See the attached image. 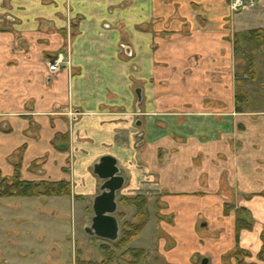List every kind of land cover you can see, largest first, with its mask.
Masks as SVG:
<instances>
[{
	"label": "crops",
	"instance_id": "obj_1",
	"mask_svg": "<svg viewBox=\"0 0 264 264\" xmlns=\"http://www.w3.org/2000/svg\"><path fill=\"white\" fill-rule=\"evenodd\" d=\"M229 5L0 0V182L69 185V194L0 196L1 245L29 235L40 251L52 219L91 217L101 186L93 165L109 155L125 178L120 196L146 186L166 204L140 247L160 232L157 247L173 264L194 263L195 252L236 264L235 249L249 254L246 264H264V109L247 99L235 109L236 61L247 53L233 46L235 35L264 29V0L239 12ZM61 52L51 73L47 59ZM237 219L249 227L236 238ZM146 228L152 221L140 236Z\"/></svg>",
	"mask_w": 264,
	"mask_h": 264
},
{
	"label": "rangeland",
	"instance_id": "obj_2",
	"mask_svg": "<svg viewBox=\"0 0 264 264\" xmlns=\"http://www.w3.org/2000/svg\"><path fill=\"white\" fill-rule=\"evenodd\" d=\"M133 46L137 47V45ZM262 48L264 49V45L262 47H252L247 54L239 55L236 61V78L244 80L241 90L245 92V97L250 101L249 107L251 110L264 109V58L259 61L255 60L257 53L264 51ZM127 51L130 50L128 49ZM46 52L48 53V51ZM135 52H137V48ZM48 56L50 55H46L45 58ZM136 56L133 54L128 61L131 63V81L134 83L132 85L134 86V100H137L139 96L137 89L138 64L135 62ZM254 63H257V67H259L257 74L256 71L254 72ZM206 105H208L207 102ZM244 108H246L245 104H243ZM219 111L220 109H218V104L216 103L210 109V115L212 117H218ZM140 138L143 140V136ZM161 154L160 150L158 155L161 156ZM11 179L3 180V182L7 183ZM137 191L139 193L136 192L133 196H126V198L131 199L139 195L145 197L144 210L147 211L149 218L150 216L152 217V222L159 221L161 219L159 213L163 210L162 208L166 207V204L161 202L157 198L158 196L156 197L154 194L147 193L153 191L151 188L144 186ZM119 198L117 197L116 199L117 209L114 213L119 226L118 238L121 237L122 231L127 227L128 223H137L142 219V216L137 214V209L134 204L122 202ZM154 213H156L155 218L153 216ZM50 223V235L45 238V244L39 247L40 251L33 244H28L30 242L29 235L19 239L10 246L0 244V264H100L104 255L108 252L114 254L112 264H173L171 262L172 255L170 256L168 252H164L157 247L158 237L161 235L160 232L155 233L156 238L153 239V243L149 246H144L143 252L138 251L139 245H141L139 244L140 242H143L144 245L145 242L148 243L151 240L150 238L154 233V227L150 230L146 228L147 230L140 236L141 231L137 239L135 238L136 240L133 239L122 247H115L108 240L85 232V228L91 223L90 217L83 219L81 222L80 219L76 221L74 215L69 213L68 217L59 218V220L58 218L55 220L52 219ZM0 239H2L1 236ZM102 248H104L105 252H103ZM41 249L45 250L41 251ZM194 256L196 259L194 263L191 260L192 264H200V259L203 258V254L195 252ZM234 257L236 256L234 255Z\"/></svg>",
	"mask_w": 264,
	"mask_h": 264
},
{
	"label": "trees",
	"instance_id": "obj_3",
	"mask_svg": "<svg viewBox=\"0 0 264 264\" xmlns=\"http://www.w3.org/2000/svg\"><path fill=\"white\" fill-rule=\"evenodd\" d=\"M259 45L262 47L264 45V29L249 30L240 34L235 35L233 40L234 52L236 56L241 54V52L248 53L251 46ZM244 83V80L235 79L236 91H235V109L237 112H242L243 107L242 103L246 101L245 92L241 90V86ZM60 194H69V185L65 181H60L56 183L50 182H27L21 181L17 175H14L12 179L4 183L1 181L0 185V196H39V195H60ZM122 202H128L134 204L137 209V214L142 216L141 221L136 224H128L126 228L122 231L121 237L116 241H109L115 247H122L126 243L132 241L136 238L141 231L147 217V211L145 208V199L142 196H136L131 199L124 197ZM240 212H245L244 209H240ZM244 226H248L243 219L236 220V238L239 230ZM105 252L104 248H102ZM143 252L142 250H138ZM105 254V253H104ZM232 254L236 257V264H246L245 258L249 254L242 249L232 250ZM114 254L106 253L102 258L100 264H112V258ZM202 259V258H201ZM200 259V260H201ZM259 260H264V245L258 254ZM151 264V263H148Z\"/></svg>",
	"mask_w": 264,
	"mask_h": 264
},
{
	"label": "water",
	"instance_id": "obj_4",
	"mask_svg": "<svg viewBox=\"0 0 264 264\" xmlns=\"http://www.w3.org/2000/svg\"><path fill=\"white\" fill-rule=\"evenodd\" d=\"M93 173L98 177L101 186L92 201L93 215L85 232L108 241H116L119 236V226L114 213L117 209L116 199L123 188L125 178L116 159L109 155L99 158L93 165ZM200 264H209V261L203 257Z\"/></svg>",
	"mask_w": 264,
	"mask_h": 264
},
{
	"label": "built area",
	"instance_id": "obj_5",
	"mask_svg": "<svg viewBox=\"0 0 264 264\" xmlns=\"http://www.w3.org/2000/svg\"><path fill=\"white\" fill-rule=\"evenodd\" d=\"M255 4H256V0H230L229 6L232 11L239 12V11L248 10L254 7ZM64 61L65 58L63 53H58L53 60L47 62L49 71L51 73L58 72L61 69ZM67 64H69L68 61Z\"/></svg>",
	"mask_w": 264,
	"mask_h": 264
},
{
	"label": "flooded vegetation",
	"instance_id": "obj_6",
	"mask_svg": "<svg viewBox=\"0 0 264 264\" xmlns=\"http://www.w3.org/2000/svg\"><path fill=\"white\" fill-rule=\"evenodd\" d=\"M61 53H62V52H61ZM64 58H66L65 55H64ZM50 60H53V59H52V58H48V59H47V62L50 61ZM119 193H120V192H119ZM119 193H118V197L120 196ZM124 197H126V196H125V195H122V196H120L119 199L122 200ZM142 197H143V196H142ZM144 198H145V197H144ZM145 201H146V199H145ZM155 214H156V213H154V215H153L154 218L156 217ZM114 216L116 217V215H114ZM159 216H160V218H162V216L160 215V213H159ZM149 220L152 221V217L150 216V218H149V216H148V214H147L146 221H145V223H144L142 229L145 227V225L147 224V222H148ZM157 222H158V221L152 222V228L154 227V231H155V229H156V224H157ZM137 223H138V222H137ZM128 224H131V225H132V224H136V223H132V222H131V223H128ZM142 229H141V231H142ZM141 231H140V232H141ZM140 232H139V234H140ZM139 234H138V235H139ZM137 237H138V236H137ZM134 239H135V238H134ZM138 250H142V251H143L144 248H143V247H139Z\"/></svg>",
	"mask_w": 264,
	"mask_h": 264
}]
</instances>
